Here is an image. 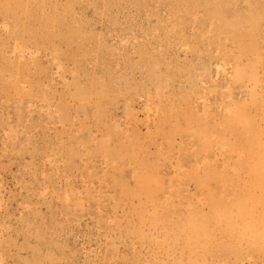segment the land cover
<instances>
[{"label": "rangeland", "instance_id": "374dc122", "mask_svg": "<svg viewBox=\"0 0 264 264\" xmlns=\"http://www.w3.org/2000/svg\"><path fill=\"white\" fill-rule=\"evenodd\" d=\"M217 1L0 0V264H264V0Z\"/></svg>", "mask_w": 264, "mask_h": 264}, {"label": "bare ground", "instance_id": "6f19581e", "mask_svg": "<svg viewBox=\"0 0 264 264\" xmlns=\"http://www.w3.org/2000/svg\"><path fill=\"white\" fill-rule=\"evenodd\" d=\"M201 1H202V0H201ZM216 1H217V0H216ZM204 2H205V1H204ZM204 2H203V4H204ZM217 2H218V1H217ZM219 2L222 3V2H224V1H222V2L219 1ZM232 2H233V1H232ZM232 2H231L230 4H232ZM234 2H235V1H234ZM207 3H208V2H207ZM237 3H238V2H237ZM200 4H202V3H199V5H200ZM203 4H202V5H203ZM217 4H218V3H217ZM224 4H227V2H226V3L224 2ZM197 5H198V4H197ZM237 5H238V4H237ZM228 6H229V5H228ZM233 6H234V5H233ZM205 7H206V4H205ZM208 7H209V5H208ZM231 7H232V6H231ZM236 7H238V6H236ZM228 9H230V7H229ZM180 10H181V9H180ZM205 10H206V9H205ZM208 12H209V11H208ZM225 12H226V11H224L223 13H225ZM227 12H228V10H227ZM209 13H210V12H209ZM210 16H211V15H210ZM247 18H248V16H247ZM219 19H220V18H219ZM197 22H198V21H197ZM204 22H205V21H204ZM199 23H200V21H199ZM260 168H261V167H260ZM263 174H264V173H263ZM257 233H258V232H257ZM259 238H260V237H259ZM240 239H241V238H240Z\"/></svg>", "mask_w": 264, "mask_h": 264}]
</instances>
